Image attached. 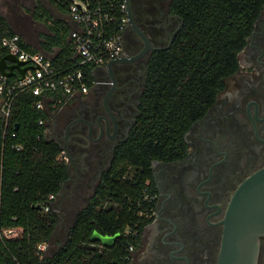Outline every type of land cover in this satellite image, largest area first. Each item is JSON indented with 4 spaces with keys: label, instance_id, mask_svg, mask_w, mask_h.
Here are the masks:
<instances>
[{
    "label": "trees",
    "instance_id": "trees-1",
    "mask_svg": "<svg viewBox=\"0 0 264 264\" xmlns=\"http://www.w3.org/2000/svg\"><path fill=\"white\" fill-rule=\"evenodd\" d=\"M263 5L264 0H171L169 11L182 27L167 49L151 55L129 138L116 151L88 205L75 216L64 244L50 256L38 253L37 247L49 246L59 219L53 208L44 213L43 206L66 180V164L58 160L60 147L46 142V129L38 126L47 121V112L35 109L30 93H18L6 130L0 119V264H128L129 249L152 211L151 201L143 197L144 190L152 197L151 163L185 156V133L214 104L224 80L236 72L237 54ZM31 19L46 33L24 49L57 52L51 64L62 73L72 70L76 60L67 41V23L52 19L40 4ZM14 35L24 40L0 14V40ZM125 168L133 170L129 178L123 175ZM94 231L119 237L101 252V244L90 241Z\"/></svg>",
    "mask_w": 264,
    "mask_h": 264
},
{
    "label": "flooded vegetation",
    "instance_id": "flooded-vegetation-1",
    "mask_svg": "<svg viewBox=\"0 0 264 264\" xmlns=\"http://www.w3.org/2000/svg\"><path fill=\"white\" fill-rule=\"evenodd\" d=\"M170 3L128 0L118 62L94 69L85 95L47 113L46 127L66 164L67 178L53 203L62 216L82 202L88 205L129 138L149 59L156 50L167 49L182 27L170 13ZM237 63L214 104L185 133V156L151 163L152 211L129 249L128 264L217 263L229 199L264 166V5ZM256 264H264V238L259 239Z\"/></svg>",
    "mask_w": 264,
    "mask_h": 264
},
{
    "label": "built area",
    "instance_id": "built-area-1",
    "mask_svg": "<svg viewBox=\"0 0 264 264\" xmlns=\"http://www.w3.org/2000/svg\"><path fill=\"white\" fill-rule=\"evenodd\" d=\"M51 1L67 18V41L76 62L72 70L62 73L43 54L26 51L25 42L18 35L1 39L0 61L2 57L11 55L22 63L21 69L26 68L22 79L14 70V75L10 77L13 81H9V78H5L0 72V119L4 121L5 130L12 102L18 93H30L35 98V109L48 113L57 106L85 95L93 83V70L121 57L123 34L128 25L126 0ZM9 65L11 63H6V66ZM5 71L8 72L7 69ZM38 126L45 127L47 138L50 133L46 121L38 122ZM14 149L19 152L21 146ZM58 160L65 162L63 152ZM144 192V199L151 200L145 190ZM55 198L53 195L48 196L43 206L44 213L53 208ZM47 249L48 246L39 245L37 252L44 254Z\"/></svg>",
    "mask_w": 264,
    "mask_h": 264
},
{
    "label": "water",
    "instance_id": "water-1",
    "mask_svg": "<svg viewBox=\"0 0 264 264\" xmlns=\"http://www.w3.org/2000/svg\"><path fill=\"white\" fill-rule=\"evenodd\" d=\"M126 5L128 18V0ZM116 62L118 60L111 61L107 67ZM6 63L11 65L6 66ZM21 65L14 57L6 55L0 61V72L5 78H10L15 70L22 79L26 68L21 69ZM46 142H52L51 135L47 136ZM35 209L39 210L40 207L36 206ZM221 224L223 230L216 264H256L259 239L264 238V166L237 186L229 199ZM118 237V234L101 236L94 231L90 241H98L102 247L109 248Z\"/></svg>",
    "mask_w": 264,
    "mask_h": 264
},
{
    "label": "rangeland",
    "instance_id": "rangeland-1",
    "mask_svg": "<svg viewBox=\"0 0 264 264\" xmlns=\"http://www.w3.org/2000/svg\"><path fill=\"white\" fill-rule=\"evenodd\" d=\"M36 4L42 5L52 19L58 18L59 13L53 11L45 0H0V14L8 21L14 31L30 44L38 42L41 36L46 33V29L42 24L34 23L31 19V12ZM60 12L62 13V11ZM48 131L50 133V129H48ZM132 173L133 170L131 168H125L123 171L125 178H129ZM84 205L85 202H82L72 213L62 216L58 213L56 205L53 204V210L58 214L61 221L59 225H57L50 241L46 256H50L64 244L69 227Z\"/></svg>",
    "mask_w": 264,
    "mask_h": 264
},
{
    "label": "crops",
    "instance_id": "crops-1",
    "mask_svg": "<svg viewBox=\"0 0 264 264\" xmlns=\"http://www.w3.org/2000/svg\"><path fill=\"white\" fill-rule=\"evenodd\" d=\"M50 7L53 9V11H57V13H59L58 14V18H56L55 20H63L64 22H66L67 23V25H68V22H67V18H66V16L64 15V14H62L61 12H60V10L57 8V7H55V6H52V5H50ZM68 27H69V25H68ZM24 42H25V45L27 46L28 44H30V43H28L26 40H23ZM38 42H36L35 44H30V45H36ZM36 52H38V51H36ZM38 53H41V54H43L44 56H46L49 60H53L54 59V57H55V55L57 54V52H53V53H51V54H44V53H42V52H38ZM48 248H49V246H48Z\"/></svg>",
    "mask_w": 264,
    "mask_h": 264
}]
</instances>
